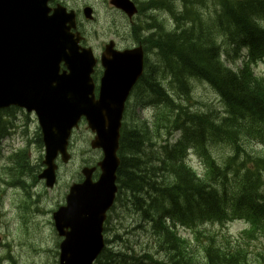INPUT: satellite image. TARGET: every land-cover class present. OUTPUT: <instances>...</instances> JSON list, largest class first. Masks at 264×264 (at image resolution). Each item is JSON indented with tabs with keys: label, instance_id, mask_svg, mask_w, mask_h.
<instances>
[{
	"label": "trees",
	"instance_id": "1",
	"mask_svg": "<svg viewBox=\"0 0 264 264\" xmlns=\"http://www.w3.org/2000/svg\"><path fill=\"white\" fill-rule=\"evenodd\" d=\"M189 1L193 5L198 3L201 5L203 4L199 0ZM214 8H216L214 10L215 16L223 19L224 33L235 41H240L242 45L251 46L259 58L264 59V0H213L212 10ZM168 9H170V6ZM203 10H200V12L202 13ZM193 31L195 32H188L190 38L185 36V41L190 44L192 39L194 42L195 38L200 37L199 32L196 30ZM202 36H204V34ZM163 37L168 39L167 37L169 36L163 34ZM171 40L174 41V44H168L166 46H173L177 43L184 44L185 42L181 39L180 42L175 39ZM146 47L150 48V45L147 44ZM185 48L188 47L183 45L184 52L190 50L189 53H187L189 54L190 59L185 60V62H182L179 53H174L175 59L173 60L180 64H176L174 61H170L167 58L165 59L162 51L157 49L160 51V55L165 61L182 68V72L179 73V75L181 76L180 85L183 94L190 95L191 93V86L188 82L189 78L194 77L206 81L214 87V89L217 91L219 90L218 92L221 93L232 110L234 120L250 116L259 124H264V94L261 96L259 95V92L255 93L252 91L250 89V83L245 81V78L241 79L234 74L232 75V73H230L231 71L227 69L221 61H218V53L216 48L213 47V42H210L209 46H207L206 43L203 45H197V43H194L190 49ZM164 52L169 53L168 50H165ZM158 61H160V58ZM221 77L225 79H221ZM149 90L158 100H162V97L155 89L149 88ZM173 101L174 100L171 99L172 110L170 112L175 113V115L173 114L169 116V121L171 123L170 128L172 130L181 129L184 133V137L187 138L191 133L203 130V127H209L208 130L212 129V125L205 122L206 115L204 112L196 111L195 113H192L190 111H183L180 114V107L173 103ZM2 113L3 112L0 111V133H3L6 127L2 122ZM164 121L165 120L161 123V129L165 130ZM233 128L234 125L229 128L214 127L215 132L222 135L232 134ZM161 138L160 134L156 132L152 133L146 127L145 129H129L122 137L121 165L118 173H120L119 179L121 183L126 187V194L128 195L130 192L129 199L133 207L142 214L147 213L153 208L152 206L150 209H144L148 203L150 205L153 204L154 199L151 197L152 188L157 187V182H152L150 178H154L155 165L159 161L168 160L174 169L169 170L164 168V170L170 175L168 178L160 177L163 180V184L158 187L157 190L162 193V197L166 201L170 202L172 205V211L175 215L181 217L185 222H190L196 218L198 210L212 209V214L216 216L221 214L224 209H227L226 202L222 201V199L220 200L212 191L205 189L202 186L201 181L189 169L178 165L175 160L177 157V146L169 147L166 145L161 147ZM156 140H159V143H157ZM146 147L148 152L143 154V149ZM137 154L144 157V163L140 164L141 160L137 157ZM150 154L151 156H149ZM179 154L182 156L183 150H181ZM128 155H131V157H127ZM138 167H141V172L139 175H136L135 172H137ZM14 170L15 172L13 173V176H17V184H21L22 180H25V178L31 179L36 173L35 168L29 169L27 167H21L20 165H18V168H14ZM256 180L258 179H252L251 184H253V186ZM145 181L147 184H144ZM142 184H144L145 187L142 190L140 189V192H136ZM253 186L247 190V200L249 202H251V199L257 192V189L254 190ZM184 202L188 206V209L182 208L181 203ZM160 212L163 213L162 217L165 221L171 220L170 216L164 213V210L149 211L148 214L150 218H153L160 214ZM257 214L256 225L257 227L262 226L264 228V189ZM158 229L159 227L154 225L149 226L146 231L148 233H153ZM258 255H260L258 262L264 264V251ZM247 262L251 263V260ZM97 264H110V262L108 263L106 256L103 254L99 258ZM206 264H219V261L211 255L210 261Z\"/></svg>",
	"mask_w": 264,
	"mask_h": 264
},
{
	"label": "rangeland",
	"instance_id": "2",
	"mask_svg": "<svg viewBox=\"0 0 264 264\" xmlns=\"http://www.w3.org/2000/svg\"><path fill=\"white\" fill-rule=\"evenodd\" d=\"M149 0H140L141 4L145 5ZM176 0H168L166 2L167 7H173L168 9L167 7L163 8L161 11L163 14H174L177 17H183L180 24H179V29L177 32L172 33V34H168L167 31H161L157 29V25L152 22L150 24L151 26V31H149L150 36L147 37V41L148 44L150 45V48L153 50L156 49H160L163 53V57L166 59H169L170 61H174L173 59H175L174 57V53H179V55H181V59L182 62H185V60L190 59L189 58V51L184 52L183 51V45L188 47L185 49H190V47L194 44L197 43V45H203L204 43H206L207 46L210 45V42L215 41V37L212 39L210 36H208L207 34L210 32L216 33L217 30V25H216V21H214L212 24H207L204 27H200L198 24L202 21V17H201V12L200 10H203V8L205 7L204 4H196L193 5L189 0H184L185 1V6L182 9H178L175 7V2ZM81 2H83V0H81ZM197 8V12L195 11V9ZM193 9L192 13L188 16H185L187 13H189L191 10ZM98 21L96 23V25L93 26V28H95L96 30H98L99 32V36L101 37V39L104 38V27L106 26V24L111 20L109 15H106L104 12H101L97 15ZM163 20L165 18H162ZM178 27V26H177ZM153 29V30H152ZM193 30H196L197 32L200 33V37H197L193 39L191 41V44L185 41V36L189 35V31L190 33H194ZM156 33V34H155ZM158 33V34H157ZM155 34V35H154ZM163 34H165L169 40L171 39H175V40H184V44L181 43H177L173 46H166V42H163L162 40H160V37H163ZM204 34V36H202ZM152 35V37H151ZM151 37V38H150ZM164 38V37H163ZM159 40V41H158ZM97 40L93 39V43H96ZM161 46V47H160ZM168 50L169 53H165L164 51ZM160 54V51H159ZM152 56V54L149 53V56ZM154 57V55H153ZM192 57V56H191ZM175 62V61H174ZM226 62V60H225ZM170 63V62H169ZM176 64H180L179 62H175ZM227 64L232 67L233 69L237 70L239 65H232L230 64V62H227ZM171 68L173 69V67H176L178 71H182V68L178 67V66H174L172 63H170ZM177 75L178 73L175 72ZM197 73V72H196ZM256 73L257 75H263L264 74V67L263 66H259L256 69ZM209 74V73H208ZM210 75V74H209ZM233 75V73H232ZM221 79H225L223 77H221ZM166 83H170L169 79H165ZM192 86H193V91H192V96H193V100H194V104L192 105V109L194 110H198V111H207V110H211L214 112H218L219 115H224V110H223V106L221 105L218 97L215 95V93L210 90L207 86L203 85L202 83H200L197 80H192ZM173 93V91H172ZM207 108V109H206ZM203 109V110H202ZM146 116L150 117L151 116V112H147L145 114ZM15 119V117L13 118V120ZM26 118L23 116L22 113L17 114V119L15 120V122L17 124H19L20 126L25 125L26 123ZM30 123V137L29 138H34L36 131H37V127L36 124L34 122L33 118H30L29 120ZM164 128L166 130V132H169V124L168 122L165 120L164 121ZM209 127L204 128L203 127V135L198 137V140H205L207 139V136L205 135L206 131H208ZM247 136V137H246ZM19 139L21 140L22 137V133L21 131H19L18 134ZM246 137L245 140V144L244 147L247 150V152L249 153H255V152H260L263 149V146L259 144V142L252 138L249 135H244V136H240L241 140H240V144H243V140ZM34 141V139H33ZM19 145L23 146L24 144L22 142L19 143ZM84 143L81 141L79 143V150L81 152V155H83L84 158L87 157V155L85 154L84 151ZM34 150V148H32ZM143 154H145V152H148L147 147L143 149ZM215 155L216 157H218V159H223V158H227L228 155L230 154V150L222 145V146H218L215 149ZM140 153V151H139ZM2 154L3 156H0V180L5 184V186L7 188L12 187V186H17V176H13V173L15 172L14 168L10 169L9 171H7L5 174L3 173V168L5 166L6 160H5V156L7 154L6 150L3 149L2 150ZM152 154V153H151ZM151 154L149 156H151ZM140 158V164L144 163V157L139 156L140 154H137ZM127 157H131V155H128ZM150 158V157H149ZM148 158V160H149ZM190 163L192 164V166L197 170V172L199 174H202L205 170L204 168V164L202 162V160L197 157V156H192ZM137 164V163H135ZM141 172V167H138L136 175H139ZM169 173H164V172H154V178L151 177L150 180L152 182H158V180L160 179V177H164V178H168L169 177ZM30 179H26L25 178V183H27ZM32 182V180L30 181ZM159 183V182H158ZM144 184H147L146 181ZM142 184L139 186V190H137L136 192H140V189L142 190L145 185ZM1 185V189L4 190V186L3 184L0 182ZM259 181L256 180L255 184L253 186L254 190L259 188ZM146 192V191H145ZM202 194H206V193H202ZM54 199V198H53ZM54 203V200H53ZM49 205L45 204L44 208H41L42 212L38 213L35 212L33 215H29L24 219H20L21 223H19V221L17 220V215L13 214V213H9V222H10V227L9 230L17 235L18 237L22 236L25 240L26 243H36L38 241L41 240V238L43 236H52L53 237V229L52 226L50 225V216H49ZM149 212V211H148ZM148 212L146 214H148ZM0 213H2L0 211ZM148 216V215H147ZM140 222L139 217H135L133 212H128L125 213L123 215L119 216L118 219V229L121 230L122 233V237L123 240L117 242L114 247L118 248V249H122V250H126L129 251L131 254L134 253H149L151 254L155 260L158 261H162L166 259V251L160 247L159 242L156 240V238H154L152 235L148 233L147 231H143V230H137L134 231L133 233H129V227L131 225H137ZM18 224V225H17ZM244 228V225L240 224V223H234L231 224L228 228H220L219 226H211V225H207L202 227V231L208 232V231H216L219 234H230L231 236H239L240 232L242 231V229ZM180 233L183 236H187L190 239H193V234L191 232H187L181 228H179ZM112 239V238H111ZM193 248L198 252L201 253L202 249L201 246L196 244V242L193 240V242L191 243ZM261 244L264 245V237H261ZM13 264H18L16 260H14L12 258ZM147 261V260H146Z\"/></svg>",
	"mask_w": 264,
	"mask_h": 264
},
{
	"label": "water",
	"instance_id": "3",
	"mask_svg": "<svg viewBox=\"0 0 264 264\" xmlns=\"http://www.w3.org/2000/svg\"><path fill=\"white\" fill-rule=\"evenodd\" d=\"M18 17L22 19L21 21H25L27 23L28 37L31 40L37 39L42 32L50 30L53 25V21L48 17L44 0H0V50L11 36L18 39L25 47H30L32 45L31 40L24 39L21 34V30L16 24V19ZM46 43L47 40L40 47L31 50L29 55L32 56L40 53L45 48ZM14 56V53L7 54L5 59H11L14 58ZM0 62V81H2L1 73L4 65L2 64L3 62L1 59ZM3 100V95L0 93V104ZM55 122L56 121L53 120V123L45 122L43 124L46 139L49 141V145L53 146V152L62 150L61 143L59 142L54 129ZM110 139V136L106 137L105 142L107 159L104 162V172L107 176H111L118 165V160L115 157L117 140L115 138V140L111 143ZM102 179H104L103 176ZM95 255L96 253L89 258H82L78 256L65 257L61 264H92L91 261Z\"/></svg>",
	"mask_w": 264,
	"mask_h": 264
},
{
	"label": "bare ground",
	"instance_id": "4",
	"mask_svg": "<svg viewBox=\"0 0 264 264\" xmlns=\"http://www.w3.org/2000/svg\"><path fill=\"white\" fill-rule=\"evenodd\" d=\"M166 7H167V5H166ZM169 7V6H168ZM167 7V8H168ZM165 8V7H164ZM170 8H172L173 9V7H170ZM153 30V29H152ZM195 32V31H194ZM156 34V33H155ZM154 34V35H155ZM158 34V33H157ZM186 36H188L189 38H190V35H186ZM193 37V36H192ZM160 40H162L163 42H166V43H168V44H174V41L173 40H168V39H165V38H163V37H160L159 38ZM159 41V40H158ZM178 41L180 42V40L178 39ZM168 44H166V45H168ZM161 47V46H160ZM154 49V48H153ZM154 54H157V52L154 50ZM159 60V59H158ZM149 92H150V90H149ZM151 93V92H150ZM207 109V108H206ZM203 110V109H202ZM196 111H198V110H196ZM198 112H206V111H198ZM167 122H168V124H169V131H171L172 129L170 128V121H169V116L165 119ZM156 142L157 143H159V140H156ZM25 180H22V183L21 184H18V185H22V184H25V182H24Z\"/></svg>",
	"mask_w": 264,
	"mask_h": 264
}]
</instances>
